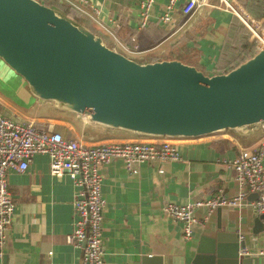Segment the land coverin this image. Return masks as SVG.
I'll use <instances>...</instances> for the list:
<instances>
[{"label":"crops","instance_id":"obj_1","mask_svg":"<svg viewBox=\"0 0 264 264\" xmlns=\"http://www.w3.org/2000/svg\"><path fill=\"white\" fill-rule=\"evenodd\" d=\"M56 1L60 9H54L101 36L109 47L131 59L135 55L144 60L140 63L180 60L209 76L225 73L226 68L239 62L240 56L234 48L241 47L245 41L243 32L248 35L235 19V13L221 0H200L201 5L190 15L183 13L186 1L179 0L171 23L159 19L169 0H156L151 9L153 18L146 29H140L143 0H86L88 4L79 0ZM234 1L241 11L247 12L241 1L249 4L250 0ZM64 9L83 23L65 14ZM251 39L255 38L251 35ZM60 111L56 103L37 98L27 82L0 58L3 116L18 122L31 121L42 128L54 122L64 135L84 140L82 131L90 122L79 115L77 128L58 119ZM263 124L242 131L228 129L196 138H178L175 142L181 161L145 162L139 166L138 173H131L121 159L103 165L105 264H155L160 259L181 257L204 236H213L219 224L223 229L232 226L238 230L241 239L247 242L253 264H263L262 258L255 255L262 234L253 236L250 231L248 237L243 230L244 225L250 230L254 226L256 211L249 205L256 199L254 193L248 195L241 207L215 211L210 224L197 227L190 240L184 238L183 222L176 221L167 210L168 203L184 205L220 195L228 198L238 195L235 171L224 161L257 146L264 136ZM135 139L153 137L129 135L84 141ZM9 184L15 214L0 264H82L83 250L67 241L75 223L77 186L72 178L68 174L53 176L49 156L37 154L27 172L10 170ZM249 211L251 214L246 215ZM200 212L206 215L205 209Z\"/></svg>","mask_w":264,"mask_h":264},{"label":"water","instance_id":"obj_2","mask_svg":"<svg viewBox=\"0 0 264 264\" xmlns=\"http://www.w3.org/2000/svg\"><path fill=\"white\" fill-rule=\"evenodd\" d=\"M0 58L37 98L114 129L196 138L264 123V48L209 76L180 60L131 59L39 0H0ZM253 219L252 235L262 234L264 213ZM247 248L238 230L219 224L181 257L155 264H253Z\"/></svg>","mask_w":264,"mask_h":264},{"label":"built area","instance_id":"obj_3","mask_svg":"<svg viewBox=\"0 0 264 264\" xmlns=\"http://www.w3.org/2000/svg\"><path fill=\"white\" fill-rule=\"evenodd\" d=\"M79 1L88 4L86 0ZM178 1L169 0L164 13L159 17L163 23L173 22L172 12ZM185 1V15L192 14L201 5L200 0ZM221 1L250 29L253 38L258 40L260 49L264 48L263 22L241 11L234 0ZM155 2L156 0L141 2L140 29H146L151 22V9ZM132 40L136 41L135 38ZM56 126V123L50 122L42 128L34 122H18L0 113V257L15 214L9 172L15 170L25 173L37 154H46L50 158L51 174L56 177L68 174L77 186L74 200L75 223L67 241L83 250L82 264H105L103 227L106 200L102 189V166L121 159L131 173H138L139 166L145 162L181 161L182 155L175 142L178 138L153 136L150 140L87 143L83 139L66 137ZM224 163L235 171L240 187L238 195L232 198L220 195L184 205L167 204L171 216L176 221L183 222V235L187 240L193 238L197 227L206 225L218 208L241 207L249 194L258 195L249 205L257 213H264V136L257 146L240 151L234 159L225 160ZM198 209L206 210L204 219L196 217ZM262 237L255 255L261 257L264 264V231Z\"/></svg>","mask_w":264,"mask_h":264},{"label":"trees","instance_id":"obj_4","mask_svg":"<svg viewBox=\"0 0 264 264\" xmlns=\"http://www.w3.org/2000/svg\"><path fill=\"white\" fill-rule=\"evenodd\" d=\"M41 1L49 7L59 8L58 2L56 0H41ZM241 3L245 7L246 11L254 19L258 21L262 20L264 25V0H250L249 4L245 2L243 3L242 1ZM71 8L74 9V7L72 6ZM63 12L68 16H70L71 18L83 23L81 20L75 17V15L70 14L71 11H69L68 9H64ZM235 19L241 25L240 26L241 28L247 30L248 35L243 32L242 36L245 37V41L241 44V47L234 48L237 55L240 56L239 62L236 65L226 68V70L223 71L225 73H228L242 62L253 57L260 50L258 40L251 39L252 32L250 31V29L236 14H235ZM78 116L79 115H77L74 112L60 111V115L57 117L60 120H65L70 122L71 124H73L75 127L78 128L80 127V121L78 119ZM65 135L68 138L72 137L71 134H65ZM129 135H134L135 137H153V136L135 134L121 129H114L96 123H88L82 131V136L86 141H98L107 138H121L122 136H129Z\"/></svg>","mask_w":264,"mask_h":264},{"label":"rangeland","instance_id":"obj_5","mask_svg":"<svg viewBox=\"0 0 264 264\" xmlns=\"http://www.w3.org/2000/svg\"><path fill=\"white\" fill-rule=\"evenodd\" d=\"M253 35H254V34H253ZM131 57L134 58V59H136L138 62H139V61H140V62L144 61V60H142L140 57L135 56V55H131ZM61 132H62V131H61ZM237 186L239 187L238 183H237ZM238 187H237V192L240 191V187H239V188H238ZM200 210H202V209H198V210L196 211V214H195V215H196V217L199 218V219H204V217H205V213L201 214ZM212 214L214 215V212H213ZM250 214H251L250 211H249V212H246V215H250ZM213 215L210 216V219L207 221L206 226H208V225L210 224ZM243 230H244L245 235H247V236L249 237V236H250V231H251L250 228H249L247 225H244ZM260 264H261V263H260Z\"/></svg>","mask_w":264,"mask_h":264}]
</instances>
